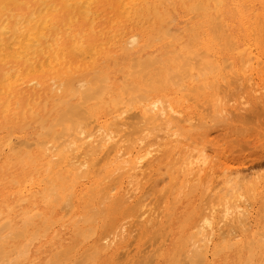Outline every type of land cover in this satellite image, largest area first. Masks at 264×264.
I'll return each mask as SVG.
<instances>
[{
    "label": "bare ground",
    "instance_id": "bare-ground-1",
    "mask_svg": "<svg viewBox=\"0 0 264 264\" xmlns=\"http://www.w3.org/2000/svg\"><path fill=\"white\" fill-rule=\"evenodd\" d=\"M253 2L260 3L264 17V0H0V125L3 122L18 123L21 118H26L43 131L38 133L40 138L42 134L54 136L40 139L35 133L38 139L31 141L37 146L33 152L25 150V153H21V146L31 148L32 143L14 140L11 134L5 142L0 143V149L7 146L10 156L23 157L21 165L27 161L34 165L37 163L41 166L35 170L37 176L42 171L47 172L48 176V179H39L44 181V186L39 189L41 185L37 183L35 189L34 186L28 187L27 179L15 178L9 160L4 165L8 166L10 172L0 169V231L8 230L0 237L22 238L25 243L15 247L16 258H10L13 263L18 257L26 258L27 247L41 235H37V227L46 229L42 237L48 231V224L54 221L52 215L56 214L54 210H57L58 204L65 203L59 210L70 205V209L73 208L70 199L75 189L71 188L82 180L91 186L82 188L83 195H96L102 204L107 202L114 208L115 205L134 204L137 209V214L133 213L136 214V225L134 221L131 222L132 227H129V221L120 222L95 248L96 253L106 252L114 246L117 250L132 238L135 230L138 231L134 229L135 226L142 228L150 225L152 228L151 224L158 222L162 212L153 209L151 205L154 201L147 190L157 185V177L164 168L167 177L180 188L189 187L194 192L201 190L210 200L201 216L198 209V219L186 225L188 241L192 242L188 264H204L209 248L214 244L217 246L212 255L217 256L224 250L240 253L237 246L242 241L241 235L253 225L250 195L264 185V170H258L254 166L256 164L253 165L255 168L237 164L222 150L220 154L213 139L216 131L205 132L206 139L201 143L200 133L199 138H193V132L201 130L200 126L203 125L200 124V113L194 105L193 108L187 107L189 104L185 106L188 100L185 101L184 93H180L182 90L194 92L198 88L200 91L203 90L201 86L212 84L210 90L213 86L215 112L226 116V119L233 113L240 117L239 114L243 113L240 111L245 110L250 100H263L264 50H257L252 38L258 33V23H251L254 10L250 3ZM171 5L175 9H189L188 13L200 12L203 19L200 28L204 29L200 52L189 49L192 47L190 38L187 39L190 45L183 41L187 29L182 32L183 29L174 24V18L171 17L173 13L169 9ZM260 15L257 13L253 17ZM227 22L239 25L245 33L246 42L242 44L237 36L231 38V54L229 60L223 63L215 55L217 44L214 41L219 37L209 36L218 35L226 28L229 30L233 24ZM261 27L264 31V24ZM197 29L192 26L188 30L192 33ZM197 33L192 34L195 40L199 37ZM160 40H166L169 47H173L167 50L171 54L168 59L162 60L163 55H137L136 49L142 44ZM177 43L181 49L176 48ZM183 49H186L185 52ZM190 54L192 59L189 58ZM105 60H115L117 64L123 65V80L114 82L109 73L100 70L101 61ZM236 60L240 61L241 66L235 65ZM152 66H158L153 74L150 70ZM228 67L230 70L226 71ZM169 82L173 85H169V92H166ZM233 84L235 87L236 84L241 85L240 92L234 97L228 95L234 88ZM174 85L180 86V89ZM202 93L197 96L202 97ZM92 101L96 102L92 104ZM57 128L60 130L57 131ZM10 183L16 185V199L13 202L3 191L5 185ZM69 189L73 191L67 194ZM157 189L152 190L156 192ZM38 198L48 205L51 213L34 210ZM22 204L29 207L24 208ZM18 207H22L21 211H18ZM86 215L84 217L89 218ZM194 216L188 218L191 220ZM16 218L18 223L14 224ZM36 225L37 232L30 231ZM80 232L81 235L88 234L89 229L87 227ZM86 236H83L85 240ZM128 247L124 249L125 253ZM242 248L247 250L248 246L242 245ZM9 250L5 249L0 254L3 252L7 256L6 251ZM250 252L253 250L248 254L253 259L254 254ZM246 261L240 263L251 264ZM179 262L176 259L174 264Z\"/></svg>",
    "mask_w": 264,
    "mask_h": 264
},
{
    "label": "rangeland",
    "instance_id": "rangeland-1",
    "mask_svg": "<svg viewBox=\"0 0 264 264\" xmlns=\"http://www.w3.org/2000/svg\"><path fill=\"white\" fill-rule=\"evenodd\" d=\"M258 4L260 5V3H257V2L250 3V6L252 5V7H253L252 9L254 10L253 15H251V23H254V21L256 22V25L258 23V33L254 34L252 36V38L254 39V43L256 42L257 50L258 49L261 50V48H262V50H264V46H262V41L264 38V35H263L264 31L261 27V25L264 24V22H263L264 20H262V21L259 20L262 18L264 19L263 15H262L263 9H262L261 5L259 6ZM171 7L173 8L174 5H171L169 8V9H171V12L173 13L171 15V17L174 18V24L175 25L177 24L176 26H179V28L181 27L183 29L182 32H184L187 29L185 32V36H184L183 41H185L189 45L192 42L191 43L192 45H190L192 47L189 46L190 48L189 47L188 48L193 49V51L195 50V52H200V48L203 47L201 37L204 35V33L202 32V30L204 31V29L200 28V22L203 21V19H201V17H200V12L188 13L189 9H185L183 7H179L177 9H175V7H174L173 8L174 10H173ZM176 13H177V15H176ZM180 13H181V15H180ZM257 13H261V15L257 16V17H253V16H256ZM176 22H178V23H176ZM227 23L229 25L233 24L230 26L229 30H227V28H226V29H224V31L219 32L218 35H210L209 36V38L210 37L212 38L214 36L219 37L214 41V43L216 42V44H217V46H216L217 54H215V53H213V54L217 55V57L222 62L224 60L225 61L229 60V57L231 54L230 51L232 49L231 46L229 47V45L231 44V38H233L234 36H237L239 41L242 42V44H243V42L244 43L246 42L245 33L243 32L242 29H240L239 25L236 23H231V22H227ZM192 26H196V28L200 29L201 31L198 32V29H197L196 32L194 31L192 33H189L190 31L188 29H190ZM184 27H186V28H184ZM227 31L229 34L227 33ZM237 32L239 34H236ZM196 33L199 34V37L195 40L194 35ZM200 33H202L201 36H200ZM192 34H194V35H192ZM187 35H188V37H187ZM187 39L191 40V42L189 43L188 42L189 40H187ZM220 40H221V42H220ZM197 41H198V44H197ZM227 41H228V44L226 43ZM155 42L151 43V44H149V43L142 44V46H140L139 48L136 49L137 55L142 56V53H143V55L145 54L144 56H153L154 55L155 57H159V56L163 55V57L161 56L162 60L168 59L171 56V54L168 53L167 50L170 51L171 49H173V47H169V44H168V42H166V40H160V41H155ZM257 43H258V45H257ZM177 45H178V43L176 44V48L181 49ZM193 46H195L194 47L195 49L193 48ZM165 47H168V49L167 48L164 49ZM176 48H174V49H176ZM197 48L199 50H197ZM142 49L145 53L142 51ZM163 49H164V51H163ZM185 50L186 49H183L184 52H185ZM202 50H204V49H202ZM188 56L189 55H187L186 57H188ZM191 56L192 55L190 54L189 58L192 59ZM114 61L115 60H112L110 62H107V60L101 61L102 65L100 64V67H101L100 70L104 69L105 72L109 73V76L111 77V79L112 80L114 79L113 81L116 82V81H118V79H121V80L124 79V77H123V71L124 70L122 69V66H123L122 64H117L116 61L115 62ZM235 62H236L235 65L237 64L236 66H241L239 63L240 62L239 60H236ZM225 64H226V62H225ZM114 65L116 67H114ZM155 67L158 69V66L150 67L151 74L155 73L154 71H157V69ZM108 68H110V69L108 70ZM120 68L122 70H119ZM152 68H154L155 70H153ZM227 70L229 71L230 68L228 67L226 69V71ZM115 76H117V77H115ZM233 77H232V79H233ZM236 80H238V79H236ZM233 82H231V83H233ZM236 82H234V83H236ZM171 83L172 82L167 83L168 86H166V90H165L166 92H169V89H170L169 85H173ZM207 84L210 85L211 83H207ZM237 84H239V83L237 82ZM237 84H236V87L233 84L234 88L228 93V95L230 94V96L232 95V97L238 95L237 93L240 92L239 90L241 89L240 88L241 85L238 86ZM174 86H172L171 88H173ZM177 86H175V87H177ZM210 86H207V85H204L203 87L201 86V89L203 88V90H200V91L204 92V93L201 92L202 97L197 96L198 93H199L198 94L199 96L201 94L199 91V88L195 89L194 92L188 91L190 94L187 91H183V90L180 93L181 95H183V93H184V98L186 97L184 100L189 101V102L188 101L185 102L184 105L187 106L189 104L187 107L190 106L191 108H193L195 106L194 108L198 109V111L200 113V119H201L200 124H203V125L200 126L201 130H195L193 132V138H195V139L199 138V133H200V143H201L203 140L206 139L205 138V132L212 131V130L216 131V133L213 134L214 135L213 139H214V141H216V144H217V146L215 145V148H216V150L218 148L217 151L220 154L226 153L225 155H227V157L229 154L228 158L229 159L231 158V160H233L237 164L240 163L241 165L245 164L248 166H251V165L253 166L254 164H256V165L258 164L257 166L256 165H254V166L257 167L258 170L259 169L264 170V163H263L264 162V97L262 98L263 100L260 99V102H259V100L258 101L257 100H250L248 103V106L245 108V110L242 109V111H240V113L243 112V113L239 114L240 117L238 116V114L233 113L237 117L232 115L226 119V116L222 117L221 115H218L215 112V108H214V104H213L214 100H215L214 99V97H215L214 96V89L212 86V88H211L212 90H210ZM178 87H177V89H180V86H178ZM187 95L190 96L192 99L189 97V99H191V100H189L187 98ZM193 95H194V97H193ZM196 96H197L198 100L196 99ZM193 98H195L196 101L193 100ZM92 102H93L92 104H94L96 101H92ZM19 122H21V123L19 124ZM19 122L18 123H12V122L11 123H5V122H3L0 125V135L2 136V138L0 136V138H1L0 143H2V141L5 142L9 138V136H11V135H12V138L14 140H16V139H17V141H21V140L27 141L28 140L27 142L30 144L32 143L31 141L35 142V140L40 138L39 137L40 134L38 135V133L39 132L42 133L43 131H41L39 129V127H36L31 122H28L26 118H24V119L21 118ZM28 123H29V125H28ZM3 124H4V126H3ZM24 126L26 127V129ZM2 129H3V131H2ZM58 129L60 130V128H57V131H59ZM9 131H11V132L9 133ZM35 133L38 136V138L35 135ZM18 134L19 135L21 134L22 137H21V135L19 136ZM42 135H41L42 138H40V139H46V137H47V139L54 138V136L52 137L51 135L49 136L48 134H46V135L44 134L45 136L44 135L42 136ZM17 136H19V137H17ZM222 143H223V145H221ZM33 144L34 143L31 144V148L28 147L27 149L23 148L24 145H23V147L21 146L22 147V148L20 147V149L22 150L21 153H25L24 152L25 150L29 151V152H33L35 150V148L37 147L35 144L34 145ZM219 144H220V146H219ZM0 152H1L0 153V159H1L0 160V162H1L0 163V166H1L0 169H5L7 171L6 173L10 172L8 166L7 167L5 166L6 162L9 160L10 164H11L10 165L11 169L14 170L13 171L14 175L16 174V176H15L16 179H18L19 177H20V179L21 178H23L25 180L27 179L26 184L29 185L28 187L32 186V188H33V186H34L35 189H36V186H38L37 183H39V185H41V187L39 189H41L44 186V183H43L44 181L41 182L39 179L45 178L47 176V172L45 173L44 171H42L43 174L41 172L38 176H37V172H36L39 168H41V166L36 165L37 163H35V165H34V163H29L28 161L25 163L23 162L24 165H21L22 164L21 160H23V157L19 158L16 156H10L7 146L2 147L0 149ZM7 156H8V158H7ZM16 158H17V161L15 162L14 160H16ZM18 159H19V161H18ZM4 163H5V165H4ZM18 163H20V164L18 165ZM16 165H18L19 167ZM262 165H263V167H262ZM22 167H24V168H22ZM16 168H17V170H16ZM28 169H30V170L28 171ZM20 170H23L24 172L20 171ZM161 172H162V174L157 177V183H156L157 185L158 184L159 185L158 186L155 185V187L151 186V188L148 186L149 189L147 187V189H148L147 191H149V192H147L148 195L149 194L152 195V192H153L152 189H157V187H158L156 192H153L154 195L153 196L150 195V198L154 201V202H152L154 204L151 205L153 207V209L157 208V210H156L157 212H159L160 210L162 212V214H161L162 216L158 220L159 224L156 221L153 222V224H151L153 226L152 228L150 225L149 226H147V225L143 226L142 228H137V226H135L136 228H134V227L133 228L137 229L138 231L135 230L134 231L135 234L132 233L133 234L132 238L130 237V239L126 240V242H124V244L119 246V248L117 250L115 249V246H114L113 248H109L106 252L102 251V252H99V254L96 253V251H94L95 248L99 246L102 239L107 234L112 232L119 225L120 222L129 221L130 225H131V222L132 223L135 222L134 225H136L137 219H136L135 215L137 214V209L134 206V204H130L129 206H118L119 208L120 207L121 208L117 209L118 208L117 205H115V208H114V206L110 203L106 202V203L102 204L101 203L102 200L99 199L96 195H93L94 197H92V194L91 195H83L82 194L83 189L87 188L89 186V182L82 180V181H79V185H77L78 184V182H77L75 187L72 185L74 188H71L73 190L75 189L74 190L75 194H73V196L71 195L72 198L69 197L73 201V203H72V201L70 199V203L72 205L74 204L73 208L70 209V207H72L71 205L69 207L64 205L65 206L63 208L64 210H62V209L59 210V208H61L60 206L64 202L58 204L57 208L56 207L55 208L58 210L59 213H57V210H54L56 213V214L52 215V218H53L52 220H54V221H52L51 224H48V225H50V228L48 229L47 232H44L43 237H42V233H43L44 229H38L39 228V227H37L38 224L36 226H33L30 229V231L34 232L33 230L36 231V227H37V231H38L37 235L38 234H41V235H38L33 240V243L31 242L32 244L30 243V245L27 247V253L28 252L29 253H28V255H27V253L25 254L26 258L22 257L23 258L22 259V258L18 257L16 259L17 263L22 264L25 262L24 264H31V262H32L33 264H42V263L48 264L50 262L52 264H58V263L59 264H139V263H141V264H172L173 263L174 264V261L177 259V261L180 260V262L177 264H183L182 261H184V264H188L187 258L189 257V255L191 253L190 251L192 249V242L188 241L189 239L187 238L188 231H187L186 225L191 223V222H194L198 219L197 214L199 213V210L201 211L200 212V216H201L204 208L209 206L210 200H209V198L205 197L201 193V190H200V192H198V191L194 192L189 187H186V188L181 187L180 188V186L177 185V183L171 181L167 177L168 174H167L165 168ZM32 173H33V175H31ZM164 179H166V180L168 179V180L166 181ZM44 180H46V179H44ZM84 183L85 184L87 183V184L85 185ZM14 185L15 184H13V183L7 184V185H5L6 187L3 189V191L9 195L10 202L15 201V199H16V197H14L16 185L15 186ZM89 187H91V186H89ZM80 189H81V191H80ZM73 190H70V189L67 190V194L69 193L68 191H73ZM90 190H91V188H90ZM79 192L81 194H79ZM76 194H78V195H76ZM250 197H252V198L249 199V197H248V199L250 200V202H253L252 203V205H253V207H252V210H253L252 211V213H253L252 214V224L253 225H252V228L250 230L243 232L241 235L240 240H242V241L237 246L239 248L241 254L240 253L235 254L232 251L224 250L221 253H219V255H217L218 256L217 257L215 255H212L214 248L217 246V245L215 246V244H214V246L211 245V247L209 248V252L207 254V259H205L206 261L204 262V264H210V263L211 264H236V263L241 264V263L245 262L246 260H248V261H246L247 263L249 262L251 264H252V262H253V264H264V185L258 191L251 192ZM75 200H76V202L74 203ZM42 204H44V203L38 198V201H36L37 206L35 205L33 207L34 210H36L38 212L51 213L50 212L51 210H49L48 205H46V204L42 205ZM22 206L24 208L29 207L27 204H22ZM21 208L18 207V211L19 210L21 211ZM44 208H46V210H44ZM134 211H136V212H134ZM92 212H96V213H92ZM64 213L67 215V217L66 216L64 217V215H65ZM85 213H87V215H89V218L84 217ZM99 213H100V215H98ZM133 213H136V214H133ZM90 214H92V215H90ZM129 215H130V217H129ZM60 216H63V217L60 219ZM81 216L84 217V220L82 219L83 217H81ZM188 216H194V217H192L190 220V217L188 218ZM57 218L59 219L58 222H57V220H58ZM78 219H80V220H78ZM91 219H92V221H91ZM15 223L16 224L18 223L17 218L15 219L14 224ZM132 225L129 227H132ZM38 226H40V225H38ZM87 227L89 229V233L88 234H82V235L83 236L88 235L90 237L86 236V240H85V238L81 235L80 231L84 228H87ZM43 228H46V227H43ZM254 230H256V231H254ZM0 232H1L0 233V236H1V235H5L8 232V230H3ZM50 234H51V236H50ZM57 236H58V238H57ZM39 237H40V239H39ZM53 237H54V239H52ZM4 239H5V241H4ZM17 239L16 238L11 239L10 236H9V238L8 237H0V252L1 251L5 252V249L9 250L14 246L12 248V249H14L13 250V256H12V249H11V251L10 250L6 251L7 256L3 252L1 253L2 255L0 254L2 256V259L0 256V259H1L0 264H4V263L10 264V261H11L10 258H12V257L16 258L14 255L15 254V252H14L15 247H19V246L23 245L22 242L24 241L22 238H17ZM20 240H22V241L20 242ZM128 242L131 243L132 245L129 244ZM48 243H49V245H48ZM127 244L130 246L128 247ZM46 245H48V247ZM182 245H184V246H182ZM242 245L248 246V249L244 250L242 248ZM44 246H45V248H43ZM126 247H128V249L125 250L126 251V253H125L124 249ZM1 248L3 250H1ZM122 248H123V250H122ZM39 250H42L41 251L42 253ZM43 250H44V252H43ZM112 250H113V252L116 253V255H115V253L112 252ZM250 250H253V252L252 253L250 252V253L252 255L254 254L253 259H255V260H253L252 257L248 256ZM254 252H256V254ZM3 254L6 256V259L4 258L5 256H3ZM57 254H60V255H57ZM61 255H64L65 257L62 258ZM83 255H84V257H82ZM226 255H227V257H226ZM238 255L240 256V258H238ZM56 256H59V257L57 258ZM86 257H87V260H86ZM91 257H92V259H91ZM35 258H37V260H35ZM55 258H57L56 261H54ZM59 258H62V260ZM250 258H251V260H250ZM31 259H33V261H31ZM49 259H50V261H49ZM209 259L210 260L212 259L211 262L209 261ZM16 261L13 263V260H12L11 264L12 263L15 264ZM51 261H53V262H51ZM57 261H58V263H57ZM240 261H241V263H240Z\"/></svg>",
    "mask_w": 264,
    "mask_h": 264
}]
</instances>
